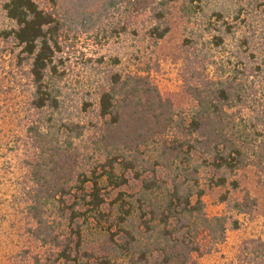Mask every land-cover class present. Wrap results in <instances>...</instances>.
<instances>
[{
    "label": "trees",
    "instance_id": "16d2710c",
    "mask_svg": "<svg viewBox=\"0 0 264 264\" xmlns=\"http://www.w3.org/2000/svg\"><path fill=\"white\" fill-rule=\"evenodd\" d=\"M175 1L133 0L136 11L152 13L151 37L168 33L167 8ZM3 9L14 22L4 35L20 45L22 60L29 59L31 106L49 111L29 127L38 149L30 163L32 187L25 191L27 212L35 220L30 232L51 247L43 261L36 257L37 264H192L205 239L207 244L223 241L226 218L206 214L200 172H211L209 186L230 183L236 190L239 182L233 176L254 167L257 183L264 187V96L250 93L251 85L236 82L237 73L228 76L222 67L212 78L192 76L187 87L195 103L185 115L145 77L115 72L99 96L94 151L104 153V160L77 170L73 140L86 126L60 117V93L51 74L59 50L58 23L36 0H5ZM214 13L222 17L221 11ZM225 32L232 33L229 25ZM223 40L222 34L210 39L214 46ZM249 68L264 75V59ZM62 129L66 139L60 143ZM128 173L139 181L138 188L119 191L107 203L109 192L103 190L127 185ZM256 204L246 190L233 199L232 208L247 213ZM262 220L264 225V209ZM62 223L72 232L62 233ZM90 224L102 235L93 249L84 248L83 230L89 231ZM232 225L237 228L238 220ZM239 264H264V238L245 243Z\"/></svg>",
    "mask_w": 264,
    "mask_h": 264
},
{
    "label": "rangeland",
    "instance_id": "374dc122",
    "mask_svg": "<svg viewBox=\"0 0 264 264\" xmlns=\"http://www.w3.org/2000/svg\"><path fill=\"white\" fill-rule=\"evenodd\" d=\"M36 1L53 14L59 26V50L51 74L57 83L56 93H60V117L86 126L73 140L77 170L92 169L93 164L104 160V153L94 151L101 123L99 96L115 72L145 77L176 111L185 115L195 103L188 83H193L199 73L203 77L217 76L222 67L228 76L237 73L236 82L251 85L250 93L264 96V75L249 68L264 59V0H203L201 4L197 0H177L167 8L170 29L160 39L148 34L151 11H136L133 0ZM4 2L0 0V264H37L36 257L43 261L51 247L30 232L35 220L27 212L25 191L32 187L30 163L38 149L32 144L29 127L49 111L31 106L29 59L22 60L20 45L3 33L14 26L3 9ZM215 11H221L222 17L218 18ZM227 25L231 34L225 32ZM213 34H222L223 43L214 46L210 41ZM58 139L60 143L66 139L63 129ZM126 175L127 185H110L103 190L109 192L107 203L119 191L138 188L139 181L132 179L131 173ZM209 175V169L200 172L204 209L208 216H224L227 229L221 242L207 244L205 239L202 253L192 264H239L245 243L264 238V187L257 183L254 167L233 176L239 182L236 190L230 183L209 186ZM89 186L84 185L86 190ZM246 190L257 204L251 211L239 213L232 208L233 199L241 198ZM71 201L68 198L67 202ZM233 219L238 220L237 228L232 225ZM62 228L66 235L72 232L64 223ZM89 228L83 230L84 248L93 249L102 235L99 227L97 230L90 224Z\"/></svg>",
    "mask_w": 264,
    "mask_h": 264
}]
</instances>
